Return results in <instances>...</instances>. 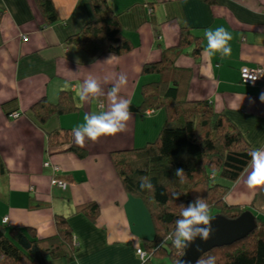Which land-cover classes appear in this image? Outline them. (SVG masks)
<instances>
[{
	"label": "crops",
	"instance_id": "1",
	"mask_svg": "<svg viewBox=\"0 0 264 264\" xmlns=\"http://www.w3.org/2000/svg\"><path fill=\"white\" fill-rule=\"evenodd\" d=\"M41 1L0 0V157L6 175L0 177V224L8 217L7 228H33L44 239L56 234V215H64L80 251L73 262L51 264H143L137 250L143 249V240L154 239V222L144 203L126 192L112 154L155 141L166 112L146 116L130 109L123 132L85 140L83 146L74 143L73 129L85 114L106 110V93L119 74L127 76L120 95L130 107L140 105L143 84L156 79L143 74L144 66L178 45L182 28H191L205 48V29L223 26L233 37L229 57L201 55L198 62L183 54L176 67L190 74L189 101L210 102L255 149L264 146V103L259 100L264 83L247 86L240 79L244 66L264 67V0H108L137 47L115 55L119 58L111 64L104 63L110 55L92 60L66 44L93 18L89 0H52L58 17L53 24H46ZM89 76L100 82L105 97L80 100V85ZM63 91L74 93L79 110L46 124L36 122L32 107L43 99L57 103ZM12 111L22 117L11 119ZM55 132L60 143L51 145ZM246 177L247 172L226 201L264 215V188L249 189ZM53 179L67 187L55 186ZM89 203L100 207L97 222L77 213Z\"/></svg>",
	"mask_w": 264,
	"mask_h": 264
},
{
	"label": "trees",
	"instance_id": "2",
	"mask_svg": "<svg viewBox=\"0 0 264 264\" xmlns=\"http://www.w3.org/2000/svg\"><path fill=\"white\" fill-rule=\"evenodd\" d=\"M89 3L93 18L66 41L67 45L79 48L92 60L111 54L124 56L137 48L123 28L121 15L113 10L108 0H89ZM40 6L46 24L55 23L58 17L52 0H42ZM2 15L0 12V22ZM203 49V39L196 36L191 28L184 27L178 45L164 50L158 62L144 66L143 74L156 79L143 84L142 103L131 105L130 109L146 116H150L148 111L154 114L164 110L167 116L165 125L155 141L112 154L126 192L144 203L154 222V239L142 242L141 249L146 253L143 264H154L155 260L164 259H169L172 264L179 263L184 250L174 248L171 240L163 246L160 244L174 230L181 205L187 206L196 197L206 200L210 212L216 211L215 215L228 219H236L251 211L232 206L226 199L232 186L246 172L251 159L248 153L255 149L254 146L210 102L188 100L186 93L190 74L176 67L178 58L183 54H189L199 62ZM77 110L79 107L74 93L63 91L57 103L43 99L32 107L31 112L36 122L46 124L54 116L68 115ZM15 113L19 115L17 118L13 117ZM9 117L17 120L22 113L12 111ZM60 139V134L55 132L51 135L50 144L57 145ZM72 150L81 153L76 148ZM2 167L0 157V177L6 176ZM176 169H183L186 175L183 183L176 177ZM142 176L149 177L152 190L140 189L139 178ZM174 193L179 194L178 199L173 197ZM77 213L92 222H97L101 214L96 203L79 206ZM256 217L257 228L246 238L213 249L204 258L214 256L216 264H264V215ZM55 222L56 234L44 239L38 237L33 228H7V224H0V264H51L56 260L73 262L80 245L69 217L56 215Z\"/></svg>",
	"mask_w": 264,
	"mask_h": 264
},
{
	"label": "clouds",
	"instance_id": "3",
	"mask_svg": "<svg viewBox=\"0 0 264 264\" xmlns=\"http://www.w3.org/2000/svg\"><path fill=\"white\" fill-rule=\"evenodd\" d=\"M204 38L207 41V46L202 50V56L211 57L218 53L221 58H225L231 55L232 48L229 42L233 37L223 26L205 29ZM118 58L111 54L104 63L111 64ZM250 79L254 81L256 77ZM126 84L127 76L119 74L115 83L106 93V110L98 114H85L84 122L73 129L76 145L83 146L85 140L97 141L101 137L113 136L125 130L127 122L132 118L130 101L120 95L121 88ZM90 97H105L100 82L93 76L87 77L80 85V100L88 101ZM259 100L264 103V92L259 94ZM248 155L251 159L248 168L245 169L247 172L245 184L252 190L264 188V146L251 150ZM175 175L183 183L186 176L183 169H176ZM139 181L141 190L153 189L149 177L142 176ZM173 197L178 199L179 194L174 193ZM211 221L209 204L204 198L196 197L187 206L181 205L180 217L175 221L174 230L166 240L161 241L160 246H163L167 240H171L174 248L184 250L197 239L206 242L213 233ZM197 251H200L199 247H197ZM196 264H216V258L211 255L204 258V255H201Z\"/></svg>",
	"mask_w": 264,
	"mask_h": 264
},
{
	"label": "water",
	"instance_id": "4",
	"mask_svg": "<svg viewBox=\"0 0 264 264\" xmlns=\"http://www.w3.org/2000/svg\"><path fill=\"white\" fill-rule=\"evenodd\" d=\"M213 233L206 242L197 239L184 253L178 264H196L201 255L216 248L232 245L251 234L257 228V217L246 211L236 219H228L222 215L211 216ZM199 247L200 251H197Z\"/></svg>",
	"mask_w": 264,
	"mask_h": 264
},
{
	"label": "built area",
	"instance_id": "5",
	"mask_svg": "<svg viewBox=\"0 0 264 264\" xmlns=\"http://www.w3.org/2000/svg\"><path fill=\"white\" fill-rule=\"evenodd\" d=\"M252 77H256V79L254 81H252L250 79ZM241 83L244 85H247V86H255V85L263 84L264 83V67L258 66V67H253V68H249V67L242 68V70H241ZM99 107L101 109H103L104 105L101 104V105H99ZM147 115H152V112L148 111ZM18 116L19 115L17 113H15L13 115V117H15V118H17ZM53 184L55 186H59L62 188H65L67 185L64 181L57 180V179L53 180ZM8 222H9V218L6 217L4 219L3 224H7ZM137 253H138V256L140 257V259L144 262L146 259V253L144 251H142V249H138Z\"/></svg>",
	"mask_w": 264,
	"mask_h": 264
},
{
	"label": "rangeland",
	"instance_id": "6",
	"mask_svg": "<svg viewBox=\"0 0 264 264\" xmlns=\"http://www.w3.org/2000/svg\"><path fill=\"white\" fill-rule=\"evenodd\" d=\"M215 214H216V211H211V212H210V215H211V216H214ZM154 264H172V263H171V261H170L169 259H164V260H162V261H159V260L157 261V260H155V261H154Z\"/></svg>",
	"mask_w": 264,
	"mask_h": 264
}]
</instances>
